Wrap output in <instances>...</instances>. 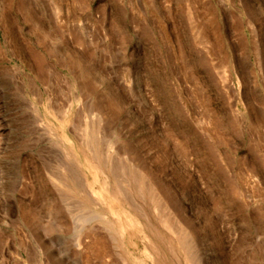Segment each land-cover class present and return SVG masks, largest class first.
I'll return each mask as SVG.
<instances>
[{
    "label": "rangeland",
    "instance_id": "rangeland-1",
    "mask_svg": "<svg viewBox=\"0 0 264 264\" xmlns=\"http://www.w3.org/2000/svg\"><path fill=\"white\" fill-rule=\"evenodd\" d=\"M0 264H264V0H0Z\"/></svg>",
    "mask_w": 264,
    "mask_h": 264
},
{
    "label": "bare ground",
    "instance_id": "bare-ground-1",
    "mask_svg": "<svg viewBox=\"0 0 264 264\" xmlns=\"http://www.w3.org/2000/svg\"><path fill=\"white\" fill-rule=\"evenodd\" d=\"M139 176H141V173H140ZM141 177L143 178V176H141ZM143 181H144V180H143ZM144 185L147 187L146 184H144ZM164 223L166 224L167 227H171V228L173 229V231H175L174 222H172V221H170L169 219L165 218V219H164ZM169 224H170V225H169ZM176 226L178 227V223H176Z\"/></svg>",
    "mask_w": 264,
    "mask_h": 264
}]
</instances>
